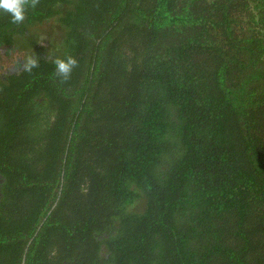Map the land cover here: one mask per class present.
<instances>
[{
	"label": "trees",
	"instance_id": "1",
	"mask_svg": "<svg viewBox=\"0 0 264 264\" xmlns=\"http://www.w3.org/2000/svg\"><path fill=\"white\" fill-rule=\"evenodd\" d=\"M26 4L77 63L0 77V264H264V0Z\"/></svg>",
	"mask_w": 264,
	"mask_h": 264
},
{
	"label": "rangeland",
	"instance_id": "2",
	"mask_svg": "<svg viewBox=\"0 0 264 264\" xmlns=\"http://www.w3.org/2000/svg\"><path fill=\"white\" fill-rule=\"evenodd\" d=\"M64 35L65 29L58 17L28 27L25 36L19 37L13 46L0 49V77L9 70L23 68L29 57H56L62 51ZM143 208L144 202L141 201L131 210L139 212Z\"/></svg>",
	"mask_w": 264,
	"mask_h": 264
},
{
	"label": "clouds",
	"instance_id": "3",
	"mask_svg": "<svg viewBox=\"0 0 264 264\" xmlns=\"http://www.w3.org/2000/svg\"><path fill=\"white\" fill-rule=\"evenodd\" d=\"M26 0H0V13H7L13 24L19 25L24 22L26 15ZM37 59L29 57L26 59L25 68L30 70L37 66ZM53 63L55 71L62 77H67L73 67L76 65V60L67 56L63 59L54 58Z\"/></svg>",
	"mask_w": 264,
	"mask_h": 264
},
{
	"label": "flooded vegetation",
	"instance_id": "4",
	"mask_svg": "<svg viewBox=\"0 0 264 264\" xmlns=\"http://www.w3.org/2000/svg\"><path fill=\"white\" fill-rule=\"evenodd\" d=\"M21 69H22V68H20V69H15V70H9L8 72H5L4 75H6V74H8V73L17 72V71H19V70H21ZM4 75H3V76H4ZM1 78H3V80H5L4 77H1Z\"/></svg>",
	"mask_w": 264,
	"mask_h": 264
}]
</instances>
